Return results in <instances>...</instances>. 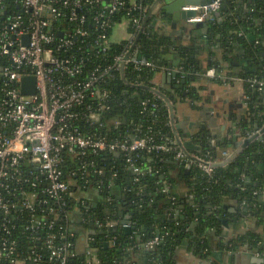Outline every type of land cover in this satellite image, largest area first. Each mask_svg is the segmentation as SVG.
<instances>
[{"label":"built area","instance_id":"1","mask_svg":"<svg viewBox=\"0 0 264 264\" xmlns=\"http://www.w3.org/2000/svg\"><path fill=\"white\" fill-rule=\"evenodd\" d=\"M125 4L126 0H0V264L45 261L68 264L69 257L74 255L72 243L67 240L70 234H75L71 225L60 233L63 242H57V234L49 232L59 218H68L69 212L64 210L66 201L73 196L79 203L76 216L81 217L91 207L112 200L109 194H103L104 182L98 179L107 172L106 166L96 158L81 163L79 169L87 178L79 184L72 179L75 170L69 169L70 155L83 158L88 150L94 154L101 151L123 154L134 174H139L143 169L137 163V152L172 151L177 145L175 140L154 143L152 137L145 135L110 139L96 131L85 133L76 125L81 119L96 123L101 111L110 108L106 102L110 89L102 83L119 72L126 84V80L130 84H144L128 79V65L156 66L138 52L136 43L140 31L144 32L152 20L145 24L151 4L142 7L134 3L129 8L142 9L139 16L124 18L128 23L132 20L136 31L129 32L121 53L108 54L113 42L118 41L114 37L118 23L111 25L112 15ZM222 4L223 0H206L204 5L184 7L197 12L188 22L214 20ZM154 27L163 31L160 23ZM181 67L159 64L158 73L162 70L183 73ZM25 76L35 78L33 93L23 92ZM204 76L214 78L215 68L207 69ZM247 79L264 91V78ZM153 87L161 88L158 84ZM153 94L161 101L160 96ZM229 153V150L222 152L219 160L197 154L207 163L194 160L181 149L176 157L185 159L188 166L196 161L211 173L210 163L223 160ZM113 184L110 181L108 186L114 194L118 187ZM72 186L78 189L73 191ZM94 224L101 231H113L120 225L132 227L127 216L123 220L97 219ZM18 234H27L29 245ZM92 240V231L86 229V264L99 263L93 254ZM113 240L110 238L108 242L113 244ZM158 242L155 237L147 246L153 247Z\"/></svg>","mask_w":264,"mask_h":264},{"label":"trees","instance_id":"2","mask_svg":"<svg viewBox=\"0 0 264 264\" xmlns=\"http://www.w3.org/2000/svg\"><path fill=\"white\" fill-rule=\"evenodd\" d=\"M153 1L126 0L125 6L112 15L111 25L121 23L126 17L139 16L141 8L129 9L134 3L144 7ZM220 13L225 16L221 21L217 15L214 20L205 21L209 44L213 46L222 44L226 52L233 50V44L241 45L242 51L254 68L236 73L232 67L226 68L221 65L219 59L203 66L197 62L195 56H192L195 54V45L189 46V50L188 47L181 46L179 49L184 51L183 73H179L177 77L179 81L174 82L171 90L162 87L161 89L174 104L185 99L198 101L201 98L200 88L192 85V81L204 78L207 69L216 70V76L209 79L211 83L233 82L236 76L242 78L252 112L251 118L242 125L244 133L248 134L256 129V123L259 126L264 123V109L257 103L262 98L263 91L258 90L247 79L264 78V0H223ZM128 31L131 33L136 31L132 20L128 25ZM110 32L111 35L113 31ZM126 42V39L113 42L108 54L121 53ZM171 47L178 48L168 33L155 29L151 20L150 25L140 34L137 50L154 61L156 66L137 68L130 64L126 69L128 79L131 82H143L151 87L157 86L155 77L160 69L159 64H166L165 56ZM185 74L188 75V81L181 84L180 79ZM223 76L228 77L227 81H224ZM180 84L181 87L176 86ZM102 85L110 89V96L106 99L110 108L101 111L100 119L96 123L84 119L77 121L76 125L83 132L96 131L98 134H106L110 139L145 135L152 137L153 142L158 144L175 140L169 107L150 89L126 84L119 72ZM82 110L81 107L80 111ZM198 133L196 139L202 147L198 155L202 158L219 160V148L230 146L231 139L228 136L217 139L208 133ZM174 145L175 149L172 151L137 152V163L142 165L143 169L139 174H134L132 165L126 161L123 154L113 152L108 154L104 151L94 154L88 150V154L83 158L70 155L69 169L71 168V172L75 170L72 179L79 184L87 178L83 170L79 169L81 163L96 158L100 164L106 166L107 172L98 179L104 182L103 194L104 192L109 194L112 200L101 202L91 207L85 216L81 213V217H77L79 203L72 196L64 205V210L69 212L68 218H59L49 232L57 234V242H63L64 239H59L60 233L68 229L73 222L72 217L76 216L78 222L85 217L86 220L80 222L83 227L92 231L91 246L95 248L93 254L99 259L98 264H140L141 259H144V264H176L175 254L185 241L196 253L201 254L210 248L208 231L221 227L220 217L228 214L225 206L227 203L234 206L236 211L240 212L243 209L246 214L259 217L261 215L260 220L264 223L262 215L264 207L260 201L264 193V138L254 140L237 158L227 164L213 167L211 173L206 172L196 161L189 166L186 165L185 159L176 157V152L180 148ZM110 181L121 190L119 194L112 193L108 186ZM77 189L78 186H72L73 191ZM126 216L132 224L130 232L121 225L113 231L108 229L101 231L94 224L97 219L123 220ZM191 223H196L194 230H190ZM18 236L29 245L27 234ZM109 237L114 238L113 244L108 242ZM155 237L159 238V242L153 247L147 246ZM67 240L72 243L74 251V255L69 257L68 264H86L87 253H78L74 249L76 233L70 234ZM230 243L233 246L246 244L255 252H264V238L255 231H248ZM41 251L47 255L44 249ZM41 264L57 262L45 261Z\"/></svg>","mask_w":264,"mask_h":264},{"label":"crops","instance_id":"3","mask_svg":"<svg viewBox=\"0 0 264 264\" xmlns=\"http://www.w3.org/2000/svg\"><path fill=\"white\" fill-rule=\"evenodd\" d=\"M173 22H175V20L172 15L167 13L166 21L162 23L163 32L171 36L172 41H174V44L178 46V48L186 46L188 47L187 50H189V46L195 45L196 59L200 60L201 65L206 66L213 60L219 59L221 65L226 68L232 67L236 73H240L243 70H252L254 68L253 64L247 59L248 57L245 55V52L242 51L243 48L241 45L237 43L233 44V50L231 49L226 52L222 44L221 46H213L205 42L202 37V34L205 33V27L188 26L184 22L177 23L176 26H173ZM120 24L123 23H119L118 25ZM200 28L203 30L201 31ZM125 31L129 36L128 26L126 24ZM124 33L125 32L119 28L117 33L118 41L124 39ZM200 50H202L203 53ZM165 59L168 68H182L181 64L177 65L174 63L176 58L170 53L165 56ZM165 72L172 74L162 70L155 77V81L160 87L169 90V88L172 89L176 79L173 77L171 79L166 78L164 76ZM209 79H211V77L205 76L199 80L192 81V85L200 88V100L191 101L185 99L178 100L175 103L176 117L178 120L195 121L198 124L196 132L208 133L217 139H222L227 136L232 139L231 136L236 134L242 140V138L252 134L264 125V123L261 124L258 129L256 128L253 132L248 134H245L243 131L242 125L251 118L252 113L248 105V96L243 86V80L236 76L233 82L211 83ZM224 101H226V103H224ZM257 103L264 109V94ZM215 105H218L220 108L225 106L223 110L227 114L226 118L216 117L215 113L218 111V108H216ZM229 113H231V116H228ZM196 142L198 143L197 139ZM232 143L233 142L230 143V146ZM120 192L121 190L116 189V194ZM260 201L261 206L264 207L263 195L260 197ZM225 206L228 209L227 212L229 215L225 213L221 218H226L228 224H224L220 220L221 227L219 229L211 228L208 231L210 248L204 250L201 254L196 253L194 250L190 249V244L185 241L177 249L175 254L176 264H264V262L258 260L261 255L256 254L257 252L250 249L248 245L238 244L237 246H233L232 243L229 244L231 240H234V238L248 231H255L264 238V223L260 220L261 215L260 217L249 215L246 214L243 209L240 212L236 211V208L229 203L225 204ZM262 215H264V212H262ZM77 217H73L70 229L77 235V240L75 242L76 251L78 253H85L87 251V243L85 241L86 229L80 221L78 222ZM195 225L196 223H191L190 230H194ZM262 254L264 255V252ZM142 263L144 264V259H141L140 264Z\"/></svg>","mask_w":264,"mask_h":264},{"label":"water","instance_id":"4","mask_svg":"<svg viewBox=\"0 0 264 264\" xmlns=\"http://www.w3.org/2000/svg\"><path fill=\"white\" fill-rule=\"evenodd\" d=\"M204 5L206 4V0H154L152 4L150 5L148 15L146 17L145 24L149 22L151 19L153 21V24L155 25L156 23H164L166 21V14H171L175 22H173V26H176L177 23L184 22L186 25L190 26H197L202 28L205 27V33L202 34V37L204 38L205 42L209 44V40H207V23L205 21H199V22H188V18L194 17L197 15V12L194 9L187 8L185 9L184 7L190 6V5ZM218 16L219 21L225 18V16L221 15L220 12H217L216 14ZM202 28L201 31L203 30ZM142 31L137 36L136 43L139 41V37ZM202 53L203 51L200 50ZM183 49L179 48H174L171 47L169 53L176 58V61L174 62L177 65H182V54H183ZM169 53L167 55H169ZM192 56L197 57V55L193 54ZM197 62L200 64V60L197 59ZM201 65V64H200ZM179 73L174 71L172 74L166 73L164 76L166 78H175L177 80ZM126 80V79H125ZM188 81V75L185 74L181 79L180 83L184 84ZM126 82L130 84L127 80ZM176 85V86H180ZM131 85L137 87V88H146L150 89L152 92L156 93L158 96L161 98V102L166 104L169 107L170 111V120H171V126L173 129L174 133V138L175 141L178 145V147L185 152L189 157L193 158L194 160L198 162H205L204 160H201V158L197 155L200 150H201V145L196 142V135L198 132H196V129H198V124L195 121H182L178 120L176 117V108L174 102L170 99V97L161 89V88H156V87H151L147 86L145 84H136L132 83ZM175 86V85H174ZM170 87V86H167ZM173 88V86H172ZM169 90H171L169 88ZM35 91V78L33 76H25L23 78V92L24 93H33ZM264 94V93H263ZM226 103V101H224ZM216 108H218V111L215 113L216 117L218 118H226V112L223 110L225 106H222L221 108L218 105H215ZM228 116H231V113L228 114ZM204 127V126H203ZM255 127L258 129L259 125L256 123ZM198 131V130H197ZM231 142L232 145L230 146L229 150L230 153L228 154L227 157H225L223 160L217 161L210 163L212 167H217L221 165H225L228 162L234 160L235 158L240 155L244 149L250 145L254 140H262L264 138V125L258 129L257 131L253 132L252 134H249L248 136H245L240 139L238 135L233 134L231 136ZM227 147H220L218 150V154L221 156L222 152L227 151ZM95 205V204H94ZM232 210V209H231ZM220 220L224 224H228V221L226 218H221ZM117 227L113 228V230H116ZM127 232L131 231V227L125 228ZM261 262H264V256H260L258 258Z\"/></svg>","mask_w":264,"mask_h":264},{"label":"rangeland","instance_id":"5","mask_svg":"<svg viewBox=\"0 0 264 264\" xmlns=\"http://www.w3.org/2000/svg\"><path fill=\"white\" fill-rule=\"evenodd\" d=\"M121 23H123V24L117 25L115 27V32H114L115 39H118V34L117 33H118L119 28L125 32L124 33V36H123L124 39H126L127 37H129L128 34H127V32L125 31V24L127 26L129 25L128 21L126 19H123Z\"/></svg>","mask_w":264,"mask_h":264}]
</instances>
